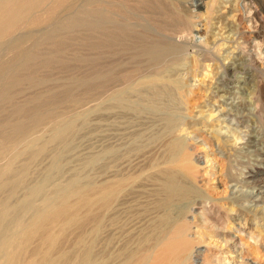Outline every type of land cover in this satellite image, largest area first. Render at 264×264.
Wrapping results in <instances>:
<instances>
[{"label": "bare ground", "instance_id": "bare-ground-1", "mask_svg": "<svg viewBox=\"0 0 264 264\" xmlns=\"http://www.w3.org/2000/svg\"><path fill=\"white\" fill-rule=\"evenodd\" d=\"M81 1L0 0V264H222L219 255H213L198 245L201 239L198 225L205 220H201L199 215H211L212 212L206 202L207 198L197 186L199 184H194L199 175L204 174L196 163L200 157L198 154L192 156V150L185 145L184 125L180 117L176 118L179 115H171L165 108L158 112L163 133L157 134L156 138L150 132L147 133L149 135L143 133L149 144L158 141L157 147L152 146L156 147L153 151L157 152L151 156L146 153L147 159H150V163L147 162L148 169L142 164L145 170L137 167L138 172H128V167L132 168L129 145L138 135L135 127L141 118L140 113L150 109L155 110L151 112L157 115L156 111L162 109L153 106L155 101L150 104L151 100H148L150 105L145 104L147 88L154 89L159 81L171 85L175 91L182 87L181 81L174 77L176 72L173 69L179 49L171 44L170 35L164 30H155L144 19L133 20L134 15L130 16L127 10L128 0H89L90 3L101 4L102 7H96V11L102 19L92 21L89 28L93 70L87 80L93 90L95 107L85 112L82 110L84 114H81L94 115L98 102L104 100L108 120L106 178L102 182L89 181L91 179L82 182L70 177L64 184L62 181L61 184L55 183L54 187L51 185L52 189L49 190L47 185L52 172H57L61 167L62 156L58 151L50 159L49 171L42 178L33 177L32 165L50 148L71 145L68 142L69 134L75 130L76 123L73 119H63L64 112L59 113L54 106L28 113L23 104L14 103L15 91L24 82V70L31 65L40 67L48 61L38 50L39 45L35 41L38 36L35 32L49 21L72 15H68V12ZM184 20V24L189 27V21ZM66 22L68 24L64 23L63 28L71 31L69 29L75 23ZM2 74L5 75L1 77ZM71 81L78 85L79 81L82 82L78 78ZM44 82V78H37L28 83L37 86ZM36 100L29 99L36 107L41 106L42 102ZM6 105H11L9 116L3 111ZM5 110L8 111V108ZM56 118L52 128H47L48 132L51 129L47 135L43 131L39 132L42 130L39 127L41 124ZM208 161L206 159L204 163ZM134 184L145 194L142 199L145 202L142 212L145 214H140L142 218L139 220L126 217L128 198ZM249 195L236 185L232 192V197L237 200L248 198ZM138 226L139 230L142 227V232L136 230L141 234L135 247L120 245L115 251L111 250V244L120 232L130 227L137 229ZM222 242L225 246L223 249L229 246L228 239H223L219 244ZM223 257L225 263L242 262L236 259L235 249L226 251Z\"/></svg>", "mask_w": 264, "mask_h": 264}, {"label": "rangeland", "instance_id": "rangeland-1", "mask_svg": "<svg viewBox=\"0 0 264 264\" xmlns=\"http://www.w3.org/2000/svg\"><path fill=\"white\" fill-rule=\"evenodd\" d=\"M94 3L83 0L79 2V8L74 6L69 14L66 13L72 15L49 21L38 29L39 32H35L38 36L35 39L39 45L38 50L48 58V61L40 67L31 65L24 70L25 80L23 78L24 82L16 89L18 92L15 91L17 94L14 103L23 104L27 107L28 113L54 106L59 113L64 112L63 119L74 120L76 123L75 130L69 134L68 142L70 141L71 145L55 146L58 149L50 148L38 160L39 162L36 161L31 167L33 177L42 178L50 169L53 153L55 151L61 153V167L57 172L56 170L52 172V181L48 182V189H52L50 186L54 187L57 182L66 183L70 177L80 179L82 182L89 179L102 182L107 176L108 157L105 145L108 120L104 100L100 99L102 102H98L99 105L96 106L99 114H96V111L94 115L89 113L83 116L86 109L95 107L93 90L88 82L93 70L89 28L92 21L102 19L96 11L98 10L96 7L102 6L100 3ZM126 6L130 16L134 15L133 20L144 19L145 22L148 21L150 27L152 25L155 30L159 32L164 30L168 36L170 35L169 41L179 49L173 68L176 72L174 77L181 81L182 86L180 90L175 91L171 85L166 83L164 85L163 81H159L160 84L158 82L154 87L158 88L156 91L153 87L147 88L149 92L146 91L145 104H152L155 101L153 106L162 109L156 111L157 115L154 114L155 110L150 109L140 113L141 118L135 127L138 135L129 145L132 168L129 166L128 172H138V168L141 169L143 166L148 169L147 162L150 159L149 157V160L147 159L146 153L151 156L153 152H157L153 149L159 145L158 141L153 142V145L149 144L144 135L151 134L154 137L155 134L156 138L157 134L163 133L161 115L158 114L165 108L164 110L171 115H179L176 118L180 117L179 120L182 121V126L184 125L187 141L185 145L195 151L190 152L193 153L192 156L198 154L200 157L196 163L204 174L199 175L194 184H199L197 186L207 198L206 202L208 201L213 215V217L210 214L199 215L201 220H205L200 221L198 225L201 236L198 245L213 255H219L222 264H233L225 263L226 259L223 257L226 251L231 249L236 250V259L242 261L240 264H264V0H164L163 3L154 0H128ZM182 20L189 21L190 26L188 27ZM66 21L75 23L73 28L69 29L71 31L63 28V25L68 24ZM99 68L103 69V66L99 65ZM37 78H44L45 82L37 86L28 83L29 80ZM77 78L82 81H79V85L70 83ZM35 98L42 102L39 106L41 108L29 101L36 100ZM50 103L53 105L50 106ZM10 106L6 105L3 108V111L8 113H4L7 116L11 110ZM7 108L8 111L5 110ZM148 110L154 112L150 113ZM56 121L57 118L44 122L39 126L42 129L39 132L43 131L47 135L51 130L48 132L47 128H52ZM157 126L163 129L160 128V131L156 132L159 130ZM142 141L148 143L147 147L150 145V148L147 149L146 143L144 145ZM154 145L156 147L152 148ZM149 149L151 154L148 152ZM206 159L209 161L204 163ZM135 184L132 188L133 194L131 193L128 198L126 217L139 220L142 214H145L142 212L145 205L142 199L145 194ZM235 185L242 192L249 193V197L238 200L232 197ZM236 195L237 193L234 194ZM244 206L250 209L246 210ZM87 227L86 224L85 229ZM141 229L139 230V226L137 229L130 227L120 232L118 238L111 244V250L115 251L120 245L135 247ZM85 233L87 234V231ZM223 239L230 241L229 246L224 249L223 242L222 246L219 244Z\"/></svg>", "mask_w": 264, "mask_h": 264}]
</instances>
